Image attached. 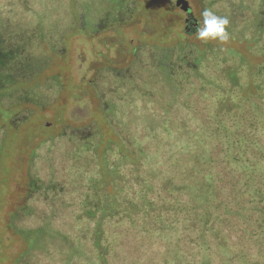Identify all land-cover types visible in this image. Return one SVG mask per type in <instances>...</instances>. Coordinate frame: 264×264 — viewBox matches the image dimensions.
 Returning <instances> with one entry per match:
<instances>
[{
    "label": "trees",
    "instance_id": "obj_1",
    "mask_svg": "<svg viewBox=\"0 0 264 264\" xmlns=\"http://www.w3.org/2000/svg\"><path fill=\"white\" fill-rule=\"evenodd\" d=\"M122 10V0H0V100L19 86L20 101L43 104L42 72L78 17L93 25ZM216 15L264 60V0H216ZM227 55L216 50L214 93L199 68L169 61L112 89L101 117L113 138L96 122L72 130L61 156L32 157L28 200L7 222L24 243L12 264H256L241 232L264 264V89L244 74L264 62Z\"/></svg>",
    "mask_w": 264,
    "mask_h": 264
},
{
    "label": "rangeland",
    "instance_id": "obj_2",
    "mask_svg": "<svg viewBox=\"0 0 264 264\" xmlns=\"http://www.w3.org/2000/svg\"><path fill=\"white\" fill-rule=\"evenodd\" d=\"M176 1L122 0L120 15H114L112 20L98 15L93 25L78 17L76 31L56 45L59 54L52 57L50 68L42 72L46 101L43 104L20 101L27 91L19 86L18 91L11 89L3 93L0 100V264H12L24 247L21 235L7 222L11 213L28 200L32 157L50 154V149L61 156V151L70 143V133L75 130L82 136L96 122L105 138L106 135L113 138L101 110L116 92L112 90L115 86H131L128 78L132 75L140 77L144 71L145 75H151L161 64L170 61L183 66L185 72L192 67L199 68L205 91L214 93L216 77H219L216 50L232 54L234 59L246 60V56L252 66L264 62L263 54L255 55L231 38L224 43L200 41L196 30H186V14L175 5ZM188 2L193 17L201 24L203 10L211 9L216 14V0ZM77 3L71 7L83 13L82 3ZM244 70L245 80H254L264 89L262 69L245 67ZM118 77L125 80L121 82ZM192 91L185 86V93ZM239 236L247 244L245 257L248 255L260 264L257 248L248 242L251 235L241 232ZM185 243L189 248L192 246L189 240Z\"/></svg>",
    "mask_w": 264,
    "mask_h": 264
},
{
    "label": "clouds",
    "instance_id": "obj_3",
    "mask_svg": "<svg viewBox=\"0 0 264 264\" xmlns=\"http://www.w3.org/2000/svg\"><path fill=\"white\" fill-rule=\"evenodd\" d=\"M201 16L202 24L197 21L196 37L203 42L209 40H218L221 43L227 42L229 39V34L226 31L229 25L228 18L216 15L211 9L203 10Z\"/></svg>",
    "mask_w": 264,
    "mask_h": 264
},
{
    "label": "flooded vegetation",
    "instance_id": "obj_4",
    "mask_svg": "<svg viewBox=\"0 0 264 264\" xmlns=\"http://www.w3.org/2000/svg\"><path fill=\"white\" fill-rule=\"evenodd\" d=\"M185 23H186V30L189 31L190 29L196 30L197 28V19L193 17L192 14L186 13Z\"/></svg>",
    "mask_w": 264,
    "mask_h": 264
},
{
    "label": "water",
    "instance_id": "obj_5",
    "mask_svg": "<svg viewBox=\"0 0 264 264\" xmlns=\"http://www.w3.org/2000/svg\"><path fill=\"white\" fill-rule=\"evenodd\" d=\"M175 5L180 8L182 11L188 13V14H192L191 12V7L190 4L188 2V0H177L175 2Z\"/></svg>",
    "mask_w": 264,
    "mask_h": 264
}]
</instances>
